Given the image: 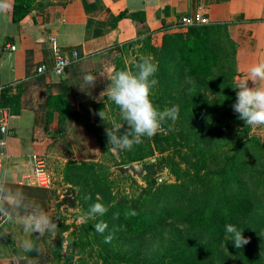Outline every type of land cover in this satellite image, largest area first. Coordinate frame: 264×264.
<instances>
[{
    "label": "rangeland",
    "instance_id": "rangeland-1",
    "mask_svg": "<svg viewBox=\"0 0 264 264\" xmlns=\"http://www.w3.org/2000/svg\"><path fill=\"white\" fill-rule=\"evenodd\" d=\"M226 48L222 65L207 79L189 77L178 59L167 58L147 36L87 56L71 67L75 72L70 77L68 98L71 106L91 120L95 127H111L115 121L128 128L119 109L107 99L106 86L115 71L129 70L142 56L151 57L158 65L154 77L158 84L152 89V103L159 110L172 106L179 110L178 118L174 122H163L157 134H170L174 144L171 148L154 147L152 157L121 166L122 157L129 158V155L147 147L146 139L141 138L142 142L134 144L131 150L105 149L98 143L94 130L86 129L67 117L55 115L51 121L49 118L43 158L51 186L48 195L43 196L42 205L36 207L30 216L47 217L57 227L54 233L48 230L41 233L26 229L30 216L9 219L5 223L7 240L20 262L159 264V257L168 250L180 229L170 226L154 236L138 239L119 236L109 225L103 234L97 233L93 225L106 222L108 213L87 223H80L78 217L96 202L110 210L115 202L122 199L140 202L149 196L160 206L179 207L187 212L212 201L220 190L217 183L221 179L228 190L232 180L226 162L233 150L234 139L243 136L245 131L244 122L233 112L232 105L236 101L237 83L247 79L248 71L237 66L232 59L231 48ZM86 75L95 78L94 87L85 83ZM248 84L249 87L254 86L252 81ZM102 110L105 122L98 115ZM248 135L264 144V126L250 127ZM196 146L209 152L203 156L210 165L208 171L196 169L200 163L196 165L191 157ZM245 151L244 164L247 166L243 167L238 179L247 196L254 201V209L247 220L255 233L256 254L264 262V155L249 146H245ZM187 159L191 162H186ZM197 160L202 158L197 156ZM144 162H152L153 166L145 169ZM83 163L91 164L93 170L82 168L80 165ZM135 166L141 171L140 176L131 172ZM145 180L152 186L145 189ZM80 226L83 230H79ZM65 227L68 231L63 234L64 241L59 251L60 233ZM82 231H87V234ZM109 235L111 242L105 243V237ZM194 237L199 236L195 234Z\"/></svg>",
    "mask_w": 264,
    "mask_h": 264
},
{
    "label": "crops",
    "instance_id": "crops-1",
    "mask_svg": "<svg viewBox=\"0 0 264 264\" xmlns=\"http://www.w3.org/2000/svg\"><path fill=\"white\" fill-rule=\"evenodd\" d=\"M27 1L29 14L15 23V0H0V48L15 46V51L3 50L0 55V85L5 87L3 92L8 90L4 98L10 97L6 99L8 103L12 101L3 107L9 115L2 136L6 160L0 171L9 219L32 215L49 193L50 187L32 182L30 158L36 155L44 160L47 97L57 94L58 85L65 79L70 95V77L75 73L71 68L74 64L61 77L52 73L54 47L64 52L76 50L81 54L80 60L142 36H149L153 45L160 48L165 35L187 30L172 28L181 16L203 14L209 20L205 26L209 27V41L218 63L222 64L227 46L237 66L247 71L264 62V0ZM50 37L54 42L49 41ZM40 65H45L47 72L36 77ZM55 115L50 114V121ZM7 232L5 224L0 226V264H34L19 261Z\"/></svg>",
    "mask_w": 264,
    "mask_h": 264
},
{
    "label": "trees",
    "instance_id": "trees-1",
    "mask_svg": "<svg viewBox=\"0 0 264 264\" xmlns=\"http://www.w3.org/2000/svg\"><path fill=\"white\" fill-rule=\"evenodd\" d=\"M28 14V1L15 0L12 11L13 22H20ZM122 16L120 14L118 17L121 18ZM139 34L140 32L137 35ZM147 39L150 41L149 36H147ZM209 40V27L197 26L188 28L184 32H176L173 36L165 35L162 46L158 49L167 58L178 59L182 69L189 77L207 79L212 77L214 69L216 70L222 65L221 62L218 63V57ZM136 64L135 66L132 65L128 71L135 73L137 71ZM58 87L59 92L55 95H49L44 104V108L48 110L47 120L50 118L51 113H56L58 117H67L86 129L94 130L95 137L103 148L114 149L111 144H108L105 128L95 127L91 120L83 117L80 112L71 106L68 98V81L66 79L62 80ZM6 91L8 90L6 89L0 97V105L5 108L12 102L9 100L8 103L6 100L10 97L4 98ZM12 100L14 101L13 97ZM244 126V134L234 139L233 150L226 162L232 180V185L228 186V190L225 189V181L221 179L217 183L220 190L215 194L212 201L202 203L187 212L179 207L160 206L157 201L151 199L149 193H147L149 197L140 202L122 199L112 205L105 217L112 232L119 236L139 239L154 236L161 230L169 229L170 226L180 229L175 234L176 239L170 242L168 250L159 257V264H264L256 254L257 241L255 233L247 220L254 209V201L247 196L244 185L238 179L243 167L247 166L244 164L245 146L258 150L264 155V144L254 137H249L250 126L245 124ZM128 131L129 128L121 127L117 134L123 135ZM142 138L146 139L147 147L139 148L140 150L135 155H129V158L122 157L120 160L121 166H127L130 163L144 161L152 157L154 147L171 148L174 144V139L170 134L158 133L151 138L147 136ZM208 153L204 148L195 147L191 157L196 165L200 163V167L196 169L208 171L210 165L207 164V159L203 157ZM197 156L198 159L201 157L202 160L198 161ZM185 161L189 162L190 160ZM90 165L83 163L80 166L93 170ZM143 166L145 169H150L153 164L152 162L151 164L144 162ZM145 183L147 184L146 180ZM151 186L150 181H148L145 189ZM129 209L135 210L137 214L127 217L125 212ZM115 213H119L118 218H114ZM226 223L234 224L238 230L242 231V235L249 240V243L241 249H236L231 241H226L224 239V225ZM79 230H83L82 226L79 227ZM67 231L68 227H65L60 233L59 251L61 243L64 241L63 234ZM82 232L87 234V231ZM190 233L193 234L190 236ZM90 234V238H92L93 234ZM195 234L199 237H194ZM68 241H70L69 236Z\"/></svg>",
    "mask_w": 264,
    "mask_h": 264
},
{
    "label": "clouds",
    "instance_id": "clouds-1",
    "mask_svg": "<svg viewBox=\"0 0 264 264\" xmlns=\"http://www.w3.org/2000/svg\"><path fill=\"white\" fill-rule=\"evenodd\" d=\"M135 73L128 70H117L113 73L110 83L106 86L107 99L119 109L121 118L127 122L129 131L123 135H118L121 125L112 122L111 127L105 128V134L108 144L114 149L131 150L134 144L142 142V137H153L161 130L162 123L178 118V108L176 106L157 109L152 103L151 94L154 86L158 84L155 74L158 71V65L151 57H140L136 64ZM84 81L87 85L95 86V78L92 75H86ZM252 81L254 86L249 87L248 82ZM257 82H261L257 86ZM236 101L232 105L234 113L244 122L246 126L256 128L264 126V62L256 63L248 68L247 79H242L237 83ZM102 121L106 117L102 111L98 113ZM99 199V198H98ZM108 207L100 202L89 206L86 213L81 214L78 219L80 223H87L97 216H104L108 212ZM135 210L129 209L125 212L127 217L135 216ZM119 213L114 214L118 218ZM57 225L47 217L30 216L26 221V229H32L37 232L48 230L55 232ZM97 233L103 234L108 228L104 221L93 225ZM226 241H231L236 249H241L249 243V240L242 235V231L231 223L224 225ZM111 235L105 237V243L111 242Z\"/></svg>",
    "mask_w": 264,
    "mask_h": 264
},
{
    "label": "built area",
    "instance_id": "built-area-1",
    "mask_svg": "<svg viewBox=\"0 0 264 264\" xmlns=\"http://www.w3.org/2000/svg\"><path fill=\"white\" fill-rule=\"evenodd\" d=\"M209 24L208 18L203 14L196 15H185L181 16L177 23L172 27L176 30H183L197 26H205ZM49 41L54 42V38L50 37ZM3 50L15 51V46L5 45L0 48V55ZM81 59V54L76 50H71L69 52L62 51L59 47H54L53 49V65L51 67L52 73L61 77L65 74L67 68L77 63ZM47 72L45 65H40L36 68L35 76H41ZM5 87L0 85V97ZM8 111L7 109L0 106V128L6 129L8 126ZM5 146L3 138H0V171L3 168V164L6 160L5 152L3 148ZM31 166H32V176L31 180L35 185L40 187L49 188L51 186L50 174L47 170L45 161L36 155L31 156ZM9 220V216L4 209V196H3V185L0 183V226H3Z\"/></svg>",
    "mask_w": 264,
    "mask_h": 264
},
{
    "label": "water",
    "instance_id": "water-1",
    "mask_svg": "<svg viewBox=\"0 0 264 264\" xmlns=\"http://www.w3.org/2000/svg\"><path fill=\"white\" fill-rule=\"evenodd\" d=\"M3 132H4V129L3 128H0V138H2L3 136ZM131 172H133L134 174H137V176H140L141 174V171L139 170L138 167H132L131 169ZM4 209L7 210L6 206L4 205Z\"/></svg>",
    "mask_w": 264,
    "mask_h": 264
}]
</instances>
